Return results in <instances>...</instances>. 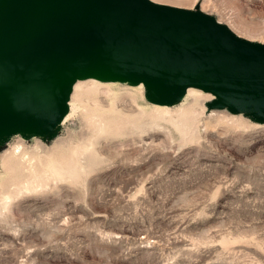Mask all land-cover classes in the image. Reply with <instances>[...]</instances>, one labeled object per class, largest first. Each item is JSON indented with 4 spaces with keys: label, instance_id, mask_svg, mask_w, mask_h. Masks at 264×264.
<instances>
[{
    "label": "rangeland",
    "instance_id": "rangeland-1",
    "mask_svg": "<svg viewBox=\"0 0 264 264\" xmlns=\"http://www.w3.org/2000/svg\"><path fill=\"white\" fill-rule=\"evenodd\" d=\"M150 1L264 44V0ZM75 85L56 133L0 137V264H264V119Z\"/></svg>",
    "mask_w": 264,
    "mask_h": 264
},
{
    "label": "water",
    "instance_id": "water-1",
    "mask_svg": "<svg viewBox=\"0 0 264 264\" xmlns=\"http://www.w3.org/2000/svg\"><path fill=\"white\" fill-rule=\"evenodd\" d=\"M163 6L0 0V132L46 126L85 78L142 82L150 103L192 87L215 97L213 107L264 109V44L237 40L201 12Z\"/></svg>",
    "mask_w": 264,
    "mask_h": 264
},
{
    "label": "bare ground",
    "instance_id": "bare-ground-1",
    "mask_svg": "<svg viewBox=\"0 0 264 264\" xmlns=\"http://www.w3.org/2000/svg\"><path fill=\"white\" fill-rule=\"evenodd\" d=\"M152 4H155L153 2H151L150 0H146ZM155 5H158V4H155ZM159 6H163V5H159ZM165 6V5H164ZM163 6V7H164ZM166 7V6H165ZM170 7V6H169ZM173 9H178V10H181V11H184L186 12L185 10L183 9H179V8H173ZM188 12V11H187ZM3 12H0V15H2ZM188 14H190L188 12ZM197 14V13H196ZM215 23V22H214ZM217 25V24H216ZM219 25V24H218ZM223 30H225L226 32L230 33L229 30H227L226 28L221 27ZM231 34V33H230ZM234 37V36H233ZM235 38V37H234ZM238 40V39H237ZM85 79H92V80H99V79H96V78H85ZM79 80H84V79H77L71 86V91L73 90V88L76 87V82L79 81ZM99 81H107V82H116V81H127V80H120V79H109V80H99ZM129 81V80H128ZM130 83H132L133 85H142V82H137V83H134L132 81H129ZM106 83V82H105ZM75 85V86H74ZM101 85H104V84H101ZM106 86V84H105ZM149 88V87H148ZM150 92V91H149ZM196 93V90L194 89H191V88H188V89H183L182 92L172 101L174 102L175 100H178L180 98H182L183 96L187 95L188 94H195ZM70 97V96H69ZM69 100V98H68ZM68 100L66 101L65 105H64V108L62 110V112L52 121L50 122L49 124H47L46 126H43V127H40V128H35V129H16V130H11V131H6V132H0V137L4 138L8 135H11V134H14V133H18V132H23V133H29V134H37V135H40V136H48V135H51V134H54L56 133L60 128L61 126L68 120V118L73 115L72 113L76 110V106L72 105L70 102L68 103ZM179 101V100H178ZM170 103V102H169ZM157 104H161V105H164L162 103H157ZM235 109H238L240 108L241 110L243 111H251L255 114H259V115H264V109H260V110H257V109H249V108H245V107H242V106H235L234 107ZM78 110V109H77ZM78 112V111H77ZM76 115V114H75Z\"/></svg>",
    "mask_w": 264,
    "mask_h": 264
}]
</instances>
